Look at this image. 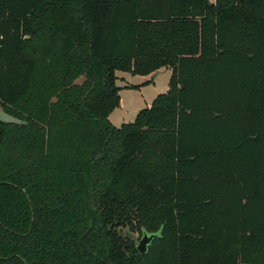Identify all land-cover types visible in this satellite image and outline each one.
<instances>
[{"label": "trees", "instance_id": "1", "mask_svg": "<svg viewBox=\"0 0 264 264\" xmlns=\"http://www.w3.org/2000/svg\"><path fill=\"white\" fill-rule=\"evenodd\" d=\"M0 106V264H264V0H0Z\"/></svg>", "mask_w": 264, "mask_h": 264}, {"label": "rangeland", "instance_id": "2", "mask_svg": "<svg viewBox=\"0 0 264 264\" xmlns=\"http://www.w3.org/2000/svg\"><path fill=\"white\" fill-rule=\"evenodd\" d=\"M214 2V0H210ZM176 70L172 66L161 67L155 72L147 75H133L129 72L118 71L117 83L121 87L120 89V102L109 116V119L117 126L122 123L134 121L137 112L145 107L151 106L154 98L167 91L168 86L170 88H176ZM189 215V214H188ZM207 217H210L221 227V213H206ZM204 214L192 213L189 216L184 215L177 219V222H186L185 218L197 219L199 216H206ZM187 216V217H186ZM161 217L152 219L153 222H149L146 229L149 231H156L162 225L160 222ZM217 231H219L217 229ZM122 233L129 235L135 245H138L143 233L141 230H131L129 227H124ZM233 247H241V243L236 239L232 241Z\"/></svg>", "mask_w": 264, "mask_h": 264}, {"label": "water", "instance_id": "3", "mask_svg": "<svg viewBox=\"0 0 264 264\" xmlns=\"http://www.w3.org/2000/svg\"><path fill=\"white\" fill-rule=\"evenodd\" d=\"M0 122L6 123H16V124H26L27 122L19 117H16L7 111H5L0 106ZM158 236V233H149L146 230L143 231V237L141 238L140 242L137 245V249L140 253L144 254L148 251V246L152 242V240Z\"/></svg>", "mask_w": 264, "mask_h": 264}, {"label": "crops", "instance_id": "4", "mask_svg": "<svg viewBox=\"0 0 264 264\" xmlns=\"http://www.w3.org/2000/svg\"><path fill=\"white\" fill-rule=\"evenodd\" d=\"M168 88H169V86H168ZM168 88H167V90H168ZM138 113V112H137Z\"/></svg>", "mask_w": 264, "mask_h": 264}]
</instances>
